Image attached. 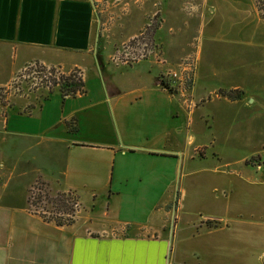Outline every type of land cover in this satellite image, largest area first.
I'll use <instances>...</instances> for the list:
<instances>
[{"label": "crops", "instance_id": "crops-1", "mask_svg": "<svg viewBox=\"0 0 264 264\" xmlns=\"http://www.w3.org/2000/svg\"><path fill=\"white\" fill-rule=\"evenodd\" d=\"M100 1L0 0L1 87L32 63L84 81L74 96L56 85L0 104V264H264V51L240 55L237 79L197 54L185 97L157 81L182 61L161 46L165 63L133 61L149 77L125 86L100 43ZM215 103L227 110L195 116ZM36 110L47 117L25 127ZM50 176L78 197L70 224L28 208V187Z\"/></svg>", "mask_w": 264, "mask_h": 264}, {"label": "rangeland", "instance_id": "rangeland-1", "mask_svg": "<svg viewBox=\"0 0 264 264\" xmlns=\"http://www.w3.org/2000/svg\"><path fill=\"white\" fill-rule=\"evenodd\" d=\"M96 16L98 35L99 38L101 37L100 43L104 45V54L106 56L110 54L109 58H111L108 66L114 69V80L125 86L136 83L137 77L144 82L148 80L149 73L146 64L129 67L132 62L125 64L123 61L127 55L125 53L127 50L124 48L126 49L130 43L140 41L146 28H150L149 32L154 28V31L147 38L150 49L146 48V54H149L145 59L165 63L161 57L163 49L170 59L174 56L182 58L181 63L179 62L180 67L170 63L168 69L166 68L165 73L162 74L170 76L169 84L175 91L180 90L185 97L189 95L192 85L194 61H196L197 54H201V58L209 56L213 58L217 69L224 70L225 66H233L231 69L233 75L228 76L230 79H237L240 77L238 67V65L241 66L240 55L247 52L256 54L264 51V21H261L262 18L256 10L254 0H101L96 7ZM246 41L250 44H245ZM262 43L263 47L259 45ZM231 58L232 65H227L226 63L230 62ZM119 64H124V66ZM231 71H228V74H231ZM138 72L141 73L140 76H136ZM59 73L63 72L56 69L54 77H57ZM76 73L78 74V71ZM251 76L253 75L250 73L249 78ZM107 78L105 77L107 81H112L111 77L109 79L107 76ZM87 81L85 87L88 92L92 90L91 96H93L96 94L94 76L88 73ZM215 81L218 82L219 79L215 78L214 81L201 86L205 88L203 91L206 90V93L202 92V94H208V90L216 87ZM99 82L100 79L97 77L96 83ZM253 82L254 77L250 79V84L253 85ZM56 85L58 84L52 83V74L50 75L48 67L43 69L40 64L32 63L22 69L9 86H0V104H9L18 99L28 98L33 94L32 92L37 94V88L50 91ZM234 94L233 92L232 95ZM30 107L29 104L24 110H30ZM57 109L49 114L52 117L57 116L60 111ZM219 110L223 114L227 109L224 105L217 103L208 104V106H201L195 116H198L200 112L206 116L207 112ZM13 116L16 115L11 113V117ZM44 117H47L46 114L43 115L36 110L24 118V126L34 129L41 124ZM198 126L201 129L206 127L203 123H199ZM205 133L207 134V131ZM201 137L197 140L208 142L206 135ZM21 148L17 146V149H13L10 153L12 155L9 156H18ZM34 161L40 162L39 159ZM198 164L201 167L209 166V156L207 160L198 162ZM58 182L59 178L56 176H50L47 179L37 177L28 187V197H30L28 208L38 213L43 219L60 217L65 222L66 219L72 218L73 222L78 210V197L71 191L59 190ZM61 192L66 197L70 195L71 201H67V205L72 206L75 202L72 206L75 209L73 215H68L58 209L55 201H52L57 198L56 193ZM83 199H87V195H84Z\"/></svg>", "mask_w": 264, "mask_h": 264}, {"label": "trees", "instance_id": "trees-1", "mask_svg": "<svg viewBox=\"0 0 264 264\" xmlns=\"http://www.w3.org/2000/svg\"><path fill=\"white\" fill-rule=\"evenodd\" d=\"M254 3H255L257 12L262 18H264V0H254ZM149 29L150 28H146V31L140 37L141 39L140 41H143L144 39L147 40V38L150 37L149 35L154 31V28H152L150 32H149ZM41 67L43 69L46 68L43 65H41ZM55 70L56 68L49 67V73L50 75L52 74V83L59 85L60 91L63 97L67 95L74 96L77 93L83 92L84 81L80 73L79 72L78 74L76 73V71L78 70L74 69V72L73 70H71L67 74L59 73L57 77H54ZM157 81L162 87L167 88L170 92L175 91V89L169 84L168 80L165 79V77L160 76L157 78ZM104 82L107 83V80L105 78H104ZM221 93L228 96L229 98H234L236 96V95H232V92H225V93L221 92ZM56 197H57L56 199L52 200L53 202L55 201V203L57 204L56 207L66 212L68 215H73L75 209L72 208V206L75 205V202L72 203V206L67 205L68 204L67 201H71L70 195L66 197V195L61 192V193H56ZM28 201H30V197H28ZM44 220L53 221L56 225H66L72 222V218H68L64 222V220L61 219L60 217L59 218H48Z\"/></svg>", "mask_w": 264, "mask_h": 264}, {"label": "built area", "instance_id": "built-area-1", "mask_svg": "<svg viewBox=\"0 0 264 264\" xmlns=\"http://www.w3.org/2000/svg\"><path fill=\"white\" fill-rule=\"evenodd\" d=\"M148 44L149 43L145 39L143 41L137 40L135 43L128 44L126 49L124 48V50H127V51H125V53H127V55H126V58L123 59V61L125 63H127V62H133V61H137L138 59L145 58L149 54V53L146 54V48H148ZM150 46H151V44H150ZM148 49H150V48H148ZM174 76H175V74H174ZM167 78H170V76H167Z\"/></svg>", "mask_w": 264, "mask_h": 264}, {"label": "water", "instance_id": "water-1", "mask_svg": "<svg viewBox=\"0 0 264 264\" xmlns=\"http://www.w3.org/2000/svg\"><path fill=\"white\" fill-rule=\"evenodd\" d=\"M175 205H173V209H174Z\"/></svg>", "mask_w": 264, "mask_h": 264}]
</instances>
